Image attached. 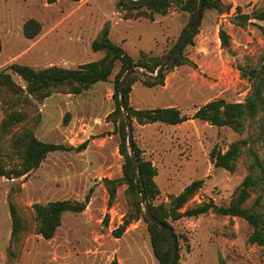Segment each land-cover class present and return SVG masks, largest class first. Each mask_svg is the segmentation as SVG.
I'll return each mask as SVG.
<instances>
[{
	"label": "rangeland",
	"instance_id": "rangeland-1",
	"mask_svg": "<svg viewBox=\"0 0 264 264\" xmlns=\"http://www.w3.org/2000/svg\"><path fill=\"white\" fill-rule=\"evenodd\" d=\"M223 4L222 12L204 10L198 33L183 51L191 62L166 69L164 85L148 86L137 79L132 86L133 108L177 107L188 118L177 125L134 121L133 137L142 158L158 171L155 182L160 194L153 205L169 207L172 196L196 179H204V186L182 211L210 199L228 205L251 172L252 158L245 148L233 172L216 168L211 154L213 150L227 151L232 142L255 138L260 131L256 121L248 120L241 134L193 118L197 109L211 100L244 101L252 88L244 71L260 67L264 61V21L253 18L245 25L237 24L239 15H252L264 8V0H223ZM128 13L137 12L120 0H0V73H11L14 81L25 87V80L10 69L11 64L36 69L54 65L78 68L98 61L106 52L93 50L92 42L106 27L111 40L135 60L164 58L191 23V14L178 5L154 19L127 18ZM30 19L42 25L34 38L24 31ZM222 29L231 37L230 48L221 43ZM121 67L117 60L107 81L95 83L81 94L59 87L43 100L30 96V102L0 85V124L10 111L26 114V119L11 129V135L0 139V164L12 167L20 162L12 139L18 130L32 129L43 141L68 146L77 147L88 140L83 151L49 153L28 175L0 177V264H160L149 223L142 216L133 218L137 211L128 185H119L110 202L104 182V178H121L125 163L119 120L110 116L116 108L115 77ZM260 154L264 158V152ZM263 193L262 187H253L244 206L252 207ZM87 196L86 209L65 213L53 238L36 233L35 203L83 201ZM11 204L20 210L26 224L17 245L11 241ZM127 220L130 224L118 237L116 229ZM169 222L179 238L178 264H264V247L249 242L254 226L242 217L231 220L209 212Z\"/></svg>",
	"mask_w": 264,
	"mask_h": 264
},
{
	"label": "trees",
	"instance_id": "trees-1",
	"mask_svg": "<svg viewBox=\"0 0 264 264\" xmlns=\"http://www.w3.org/2000/svg\"><path fill=\"white\" fill-rule=\"evenodd\" d=\"M56 1L58 0H49V3H54ZM120 3H124L137 12L136 14L128 13L126 15L127 18L148 17L150 19H154L156 14H167L174 5H178L181 10L191 14L190 25L195 21L199 7V0H142L138 2L120 0ZM203 5L205 10L216 9L220 12H222L225 7L223 0H203ZM227 9L229 10L230 6H228ZM238 10L241 12L240 7ZM253 18L264 21V8L255 10L252 15L248 13L239 15L237 24L245 25ZM198 28L199 26L192 32L179 54L167 67V70L191 62L183 55V51L188 44L193 42L194 36L198 33ZM41 30L42 25L36 19L28 20L24 27L25 35L28 38H34ZM220 39L223 47L230 48L231 37L225 29L220 30ZM176 45L167 56L173 52ZM92 48L95 51H105V56L98 61L84 63L78 68H65L54 65L43 69H36L29 65L13 63L10 65V69L25 80L26 86L24 87L16 83L11 73L6 72L0 73V85L6 87L14 95L20 96V99L23 98L26 102H30V96L43 100L49 97L54 89L59 87H67V93L81 94L91 85L100 81H107L114 71L116 61L120 60L122 62L121 70L115 77V92L113 96L116 102V108L110 116L113 117L116 122L119 120L118 130L122 137L120 152L125 158V163L123 165V176L121 178H104V182L108 189L110 202L115 199L119 185H128L129 191L133 194L135 199L137 211V214L133 218L139 219L142 216L149 223L154 253L160 264H168L172 252L171 239L168 235L161 232L157 226L153 225L145 215L136 184V167L134 159L130 154L126 118L122 110L118 88L124 73L131 67H140L154 73L167 56L164 58L145 56L140 60H135L121 45L111 40L108 27L102 31L101 37L92 42ZM1 52L2 39L0 33V54ZM244 74L252 81V88L244 101L229 102L224 98L214 99L199 107L193 117L208 121L218 127H231L241 134L244 132L248 120L256 121L259 126L260 131L255 138L241 139L232 142L227 151L213 150L211 154L216 168H222L230 172L235 170L237 161L244 148L252 158L250 164L251 172L244 179L239 194L233 197L228 205H220L217 204L214 199H210L209 201L202 202L182 211L185 205L204 186V179L193 180L180 194L172 196L169 207H166L164 204L157 206L153 205L152 201L160 194V189L155 182L158 171L151 161L142 158V151L135 140L134 150L140 162V192L151 212L166 225L173 228L169 219L176 221L184 217H198L203 214H208L209 212L229 216L231 220H233L235 216L242 217L254 226V230L249 237V242L264 247V193L256 198L252 207L247 208L244 206L252 195L253 187H262L264 190V158H262L260 154L261 151L264 152V61L260 67L248 69L244 71ZM137 79H142L144 84L148 86L164 85L165 81L164 75L162 78L154 80L138 73L131 75L127 80L124 88L125 101L133 130L135 120L142 125L155 122L177 125L188 119L185 115H182L181 110L177 107L140 109L130 106V93ZM25 119L26 114L22 111L14 110L8 112L0 124V139L5 135H11V129ZM12 139L15 152L21 160L17 165H13L12 167H7L4 163L0 164V177L4 176L8 179L30 174L40 167L43 160L51 152L58 150H76L80 152L88 146V140L77 147L61 143L46 142L39 139L34 131L28 128L15 131L12 134ZM89 198L90 197L87 196L83 201L66 199L49 201L45 204L35 203L33 208L37 220L36 233L42 235L45 239L53 238L57 229L62 224L64 214L67 212H83L88 205ZM11 216L13 219L11 241L13 244L17 245L20 236L26 230V224L24 223L23 215L14 204H11ZM130 222V220H127L121 227L116 229L115 233L118 237L126 230ZM177 239L179 249L178 236ZM178 262L179 252L177 253L175 264H178Z\"/></svg>",
	"mask_w": 264,
	"mask_h": 264
},
{
	"label": "water",
	"instance_id": "water-1",
	"mask_svg": "<svg viewBox=\"0 0 264 264\" xmlns=\"http://www.w3.org/2000/svg\"><path fill=\"white\" fill-rule=\"evenodd\" d=\"M130 1L131 2H138V1H142V0H130ZM204 10L205 9H204V5H203V0H199L198 13H197V17H196L195 21L188 27V29L185 31V33L182 35V37L178 41L173 52L169 55V57L165 61H163L161 63V65L159 66V68L156 70L155 73H151L145 69H141L138 67H131L130 69H128L125 72V74L122 77V79L119 83V86H118L119 92H120V100H121L122 110H123V112L125 114V118H126L127 132H128V144H129V148H130V154H131L132 158L134 159L135 167H136V184H137V188H138V192L140 195L142 205L144 207L145 215L152 222L153 225L157 226L161 232L168 235L171 239L172 252H171V257L169 259L168 264H175V261L177 258V253H178V239H177V236L174 232V229L172 227H169L168 225H166L163 221L158 219L151 212L149 206L147 205L146 201L143 198V195L140 192V189H139V180L141 177L140 162H139V159L137 158V156L135 154V150H134L133 125L131 123V120L129 118V114L127 111L124 88H125V84H126L127 80L129 79V77L133 74H136V73L141 74L145 77H149V78L154 79V80H158V79L162 78L167 67L170 65V63L179 54V52L181 51L182 47L184 46V44L186 43V41L188 40V38L190 37L192 32L200 25L201 20L203 18Z\"/></svg>",
	"mask_w": 264,
	"mask_h": 264
},
{
	"label": "crops",
	"instance_id": "crops-1",
	"mask_svg": "<svg viewBox=\"0 0 264 264\" xmlns=\"http://www.w3.org/2000/svg\"><path fill=\"white\" fill-rule=\"evenodd\" d=\"M236 217V216H235ZM230 218V217H229ZM234 218V217H233Z\"/></svg>",
	"mask_w": 264,
	"mask_h": 264
}]
</instances>
